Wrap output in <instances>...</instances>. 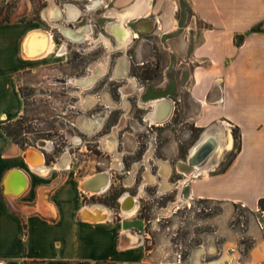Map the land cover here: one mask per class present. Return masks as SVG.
Segmentation results:
<instances>
[{"label": "crops", "instance_id": "0c3cea01", "mask_svg": "<svg viewBox=\"0 0 264 264\" xmlns=\"http://www.w3.org/2000/svg\"><path fill=\"white\" fill-rule=\"evenodd\" d=\"M147 1L151 10L137 17L128 16L126 10L136 0H97V7L89 8L86 4L83 9L72 3L54 2L61 15L53 20L47 21L41 13L42 22H0V264H164L161 252L146 249L139 230L127 220L129 215L121 214V209L110 213L109 207L83 201L84 177L71 167H56L54 160L47 163L49 142L43 140L44 145L22 147L1 129L2 124L15 121L27 111L20 90L24 76L38 73L46 77L49 67L56 69L61 64H70L67 61L74 47L87 60L79 65L78 76L65 75L64 80L86 93L72 102L85 115L70 117V125L85 137L94 136L99 148L107 153L118 151L119 146L118 155L136 151L137 132L143 127L137 123L139 118L147 126L160 125L166 130L182 122L203 130L210 124L220 123L229 131L231 139L224 151L233 146L231 127L239 128L240 150L231 162L219 167L223 151L209 171L188 179L180 173L184 178L170 182L175 172L170 160L179 151L171 134L161 148L160 160L154 154L156 144L151 137L140 157L129 166L117 161V165H102L103 171L109 174L113 170L122 171L128 184L135 182L139 174L142 185L170 183L176 190L184 181L173 206L181 199L184 202L205 199L223 203L227 219L232 216L235 204L263 217L257 201L264 196V0ZM182 5L191 9L194 18L209 26L181 27V17L165 18L161 13L169 6L172 12ZM120 18H123V27L132 34L129 43L124 45L118 42L120 32L112 30V24L119 26ZM99 19L101 24L97 27L95 23ZM52 22L80 27L86 33L83 41L67 36ZM41 31L45 32L44 37ZM143 32L150 36L149 42H143ZM237 35L243 36L239 44L235 42ZM44 40L47 45L43 46ZM153 40L156 44L166 40L160 46V50H166V57H186L188 75L176 92L168 90L174 87V78L170 75L139 80L131 74L128 49L133 43L135 60L143 62L144 54L153 49ZM98 47L101 52L91 56ZM111 81L117 87V101L109 92ZM131 99L134 115L128 107ZM177 103L176 123L173 116ZM113 110H117V117L110 121ZM148 115H158L162 120L148 121ZM69 142L80 147L84 143L72 133ZM29 148L41 153L42 160L30 162ZM20 184L21 190L17 192ZM87 207H104L106 217L100 219L92 212L86 214ZM246 234L253 244L237 263L264 264V236L255 218L248 221ZM199 254L197 257L194 254L193 262L199 259Z\"/></svg>", "mask_w": 264, "mask_h": 264}, {"label": "rangeland", "instance_id": "374dc122", "mask_svg": "<svg viewBox=\"0 0 264 264\" xmlns=\"http://www.w3.org/2000/svg\"><path fill=\"white\" fill-rule=\"evenodd\" d=\"M51 2L52 0H0V22L33 20L42 22L40 15L41 13L43 15L44 10ZM54 2L59 5L62 3L76 4L81 9L89 3L88 0H53V4ZM182 6L178 9H172V12H170L169 6L163 9L161 13L165 18L170 17V15L181 17L183 22L181 27L187 28L194 24L201 28L209 26L198 18H194V13L190 8ZM98 12L99 10L96 11V13ZM95 24L97 27L100 26L101 20H97ZM131 25L133 26L132 23ZM180 29L182 30V28ZM55 36L57 37L56 34ZM149 37L146 32H143V42H149ZM153 41V49L144 54L143 62L135 60L133 56L134 44L132 43L128 49L131 74L136 75L139 80L154 75H158V77L170 75L174 78V87L168 90L176 92L180 89L178 85L186 82L189 71L186 66V57H166L164 55L166 50H160L161 42L166 43V40H159L158 44L155 43V40ZM80 52V49L72 48L67 61L70 64H61L56 69L49 67L45 72L46 77L38 73H30L24 76L20 90L25 98L27 111L22 116L21 126L24 127V130L19 138L33 147L37 146L39 140L49 142L51 149L46 152V155L48 158H53L55 163L63 153H67L71 160L69 167L84 178L103 171L102 165L108 163L114 165L117 161H121L123 165L129 166L132 160L140 157L145 149L147 139L151 137L156 144L154 154L158 160L162 158L163 151L161 148L167 142L166 138L171 136L177 141L179 151L170 162L175 166L179 159H185L189 149L199 139L203 129L195 128L189 122L177 123L179 118L177 115L178 103L173 116V122H176L177 125H170L168 130L160 125L147 126L140 121V118L137 120V123L142 124L143 127L137 132L138 148L131 153L118 155V152H121L120 146L118 151L107 153L99 148L97 142L94 141V136L85 137L81 132L71 127L70 117L85 115L84 111L72 106V102L75 101L76 97L85 96L86 93L81 92L75 86L66 84L64 79L65 75H79L77 72V69H80L79 65H84L87 60ZM100 52L101 48L98 47L90 55L95 56ZM109 92L112 99L117 101V87L112 81L109 84ZM129 106L132 115H134V101L132 99L131 105L128 104ZM116 117L117 110H113L110 121L115 120ZM70 133L84 142L81 147L70 144ZM170 134L171 136H169ZM236 148L237 141L233 138L232 149L223 150L220 168L224 167L232 154L235 153ZM152 171L154 172V167ZM174 171L170 182L184 178L177 171L176 166ZM108 175L107 187L101 192H94L89 196L84 195L85 200L88 203L92 202L109 207V212L112 213L111 210H120L118 199L124 194L128 193L135 197L134 212L127 216V220L139 230L146 249L161 252L164 264H192L194 263L192 258L194 254L197 257L199 250L201 252L198 264H237V261L243 259L253 244V240L246 234L248 221L253 218L257 224L258 221L263 224V229L259 228L264 236V219L257 214L258 212H250L239 204L234 206L232 216L227 219L224 204L218 201L195 199L184 202L181 199L177 206H173L175 197L179 195L182 188V183L179 190L173 189L170 183L165 184L166 189H161V183L142 185L139 174L135 182L131 184H128L126 175L122 171L113 170ZM103 209L105 210L104 207ZM124 212V209L123 211L120 210L121 214ZM210 247L213 248L211 252L209 251Z\"/></svg>", "mask_w": 264, "mask_h": 264}, {"label": "bare ground", "instance_id": "6f19581e", "mask_svg": "<svg viewBox=\"0 0 264 264\" xmlns=\"http://www.w3.org/2000/svg\"><path fill=\"white\" fill-rule=\"evenodd\" d=\"M53 1V0H52ZM91 1L89 4H87L90 8L93 7V5L96 6V4L98 3L97 0H89ZM98 6V5H97ZM96 6V7H97ZM68 7H72L71 5H69ZM128 7V6H127ZM95 8V7H94ZM123 9V8H122ZM125 9V8H124ZM127 10V15L128 16H134L137 15L139 16V14H143L145 11L148 10V1L147 0H136L135 3H133L130 7L126 8ZM114 11V10H113ZM118 11V10H117ZM124 11V10H123ZM109 14V13H108ZM61 15V10L54 5L52 2L49 4V6L44 10L43 12V17L48 20H53L55 18H59ZM126 15V16H127ZM148 15V14H147ZM170 15V14H169ZM120 17H122L120 15ZM124 17V15H123ZM169 18V17H168ZM123 18H120L119 26H117V24H112V30L117 33L120 32V35H118V42L119 44H126L129 43L128 41L131 40L130 38L132 37V34L130 32L129 29L124 28L123 27ZM126 19V17L124 18ZM58 20V19H57ZM141 20V19H140ZM76 21V20H75ZM148 21V20H147ZM52 24L57 25L56 22H52ZM61 31L66 34L67 36L71 37L72 39H75L77 41H83V38L85 37V32L83 29H79V28H71L68 26H60L57 25ZM90 26V25H89ZM88 27V26H87ZM91 27V26H90ZM139 29V28H138ZM146 29V28H145ZM151 29V28H150ZM167 29V28H166ZM92 30V29H91ZM37 31V29H36ZM40 31V30H39ZM31 32V31H30ZM91 32V31H90ZM148 32V31H147ZM42 33V37H44L45 32H40ZM32 34V33H31ZM35 34V33H34ZM37 34V33H36ZM92 33H90L91 35ZM30 35V34H29ZM38 35V34H37ZM48 37V36H46ZM87 37V36H86ZM41 38V37H40ZM31 39H33V37H31ZM88 39V38H87ZM98 39V38H97ZM103 39V38H102ZM107 39V38H105ZM34 40H38L37 37L35 36ZM41 40V39H40ZM51 40V39H50ZM108 40V39H107ZM29 41V40H28ZM42 41V40H41ZM48 41V40H47ZM52 41V40H51ZM106 41V40H105ZM50 42V41H49ZM29 43V42H28ZM36 43V42H35ZM37 43H39L37 41ZM42 43V42H41ZM108 43V42H106ZM105 43V44H106ZM27 44V43H26ZM31 44V43H30ZM30 44H28V47L30 48ZM34 46H36L37 44H34ZM40 46V43L38 44ZM47 45L46 44V40L43 41V46ZM110 44H107V46H109ZM120 45V46H121ZM43 46H41L43 48ZM49 46V45H48ZM118 46V45H117ZM39 47V48H41ZM110 47V46H109ZM119 47V46H118ZM124 47V46H123ZM41 48V49H42ZM120 48V47H119ZM47 49V48H46ZM30 51V49H28ZM33 50V49H32ZM42 51V50H41ZM48 50H46L47 52ZM45 52V53H46ZM37 53L40 54V52L38 51ZM48 53V52H47ZM50 53V52H49ZM29 54V53H28ZM34 54V53H32ZM44 54V53H43ZM42 54V55H43ZM30 56V55H29ZM35 56V55H34ZM41 56V55H40ZM107 56V55H106ZM33 57V56H32ZM39 57V56H38ZM108 57V56H107ZM108 61V60H107ZM100 64V63H99ZM125 64V63H123ZM106 65V63H105ZM119 67V66H118ZM93 68V67H92ZM95 68V67H94ZM99 68V67H98ZM125 68V66H124ZM100 70V69H99ZM93 72V71H92ZM121 74V71H119ZM91 73V72H90ZM89 73V74H90ZM123 73V72H122ZM97 74V73H96ZM119 74V73H118ZM124 74V73H123ZM122 74V75H123ZM91 75V74H90ZM95 75V74H94ZM99 75V74H98ZM101 75V74H100ZM97 76V75H96ZM95 77V76H94ZM117 77V76H116ZM86 79V78H85ZM91 79V78H89ZM81 80V79H80ZM80 83V81H78ZM85 82V80H84ZM74 83V82H72ZM78 83V84H79ZM86 83V82H85ZM91 83V82H90ZM82 84V83H81ZM83 86V85H82ZM89 86V85H88ZM133 89V88H132ZM124 91V90H123ZM127 92V91H125ZM124 92V94H125ZM123 94V93H122ZM126 95V94H125ZM91 97V96H90ZM90 98H88L89 100ZM94 99V98H93ZM87 100V99H85ZM92 101V99L90 100ZM152 102V101H151ZM161 104V103H160ZM159 104V105H160ZM91 107V106H90ZM155 107V106H154ZM86 108V107H85ZM155 109V108H154ZM154 111V110H153ZM160 111V110H159ZM148 121H157L160 117L158 115H148ZM168 117V115L166 116ZM162 120V118H160ZM146 120V119H145ZM146 120V121H147ZM162 122V121H161ZM87 125V124H86ZM88 128V127H87ZM89 129V128H88ZM114 142V141H113ZM129 143V141H128ZM111 144V143H110ZM231 144V139H230V133L229 131H227L223 126H221L220 123H213L208 125L203 132L201 133L199 139L195 142V144L189 149V152L186 156V158L184 160L179 159L176 163V169L179 173L183 174L185 178H189L190 176H196L199 175L201 173H205L207 171H209V169H211V167L213 166L214 161L216 160V157L218 156L219 153H221L225 148L229 147ZM106 147H108V145H104ZM105 147V148H106ZM111 148V147H110ZM32 149V148H30ZM132 149V148H131ZM110 150V149H109ZM112 151V150H111ZM28 160L30 162L32 161H41L42 160V154L37 152L36 150H33L29 157ZM70 157L67 153H63L60 158L58 159V161L56 162V167L58 168H68L69 164H70ZM117 165V163H116ZM166 170V169H165ZM148 178V177H147ZM130 179V178H129ZM149 179V178H148ZM152 180V178H150ZM145 181H149V180H145ZM109 182V177H108V173L105 171H100V172H96L91 174L90 176L84 178L82 180V184L81 187H85L88 188L94 192H101L103 191ZM146 182V183H147ZM184 181H182L183 183ZM152 183V182H151ZM154 183V182H153ZM24 186V185H23ZM22 185L20 184V187L16 190L17 192H19L21 190ZM161 189H166L167 186L165 185V183L160 184ZM169 187V186H168ZM121 202L123 203V208L125 210L124 214L125 215H131L134 212V208L136 206V199L135 197H133L130 194H124L123 197L120 200V204ZM94 213L97 218H104L106 217V213L104 214L103 209L97 208V207H87L85 209V213ZM213 250L212 247L209 248V251L211 252ZM201 252V250H199L197 252V255ZM263 255V254H262ZM262 257V256H260ZM192 264H198V261L196 260L194 263ZM239 264V263H237Z\"/></svg>", "mask_w": 264, "mask_h": 264}, {"label": "trees", "instance_id": "16d2710c", "mask_svg": "<svg viewBox=\"0 0 264 264\" xmlns=\"http://www.w3.org/2000/svg\"><path fill=\"white\" fill-rule=\"evenodd\" d=\"M242 39H243L242 35L235 36V42L237 44H239L242 41ZM22 118L23 117L21 116L20 118L16 119L13 122L2 124L1 129L13 142L19 144L22 147H25L30 144H28L27 142L19 138L21 132L24 130V127L21 126ZM232 135H233L234 140L237 141V148H236L235 153L232 154L231 158L228 160V162L225 165L229 164L231 160L233 159V157L236 155V153L240 150V134H239V128L237 126H234L232 128ZM53 160H54L53 158H48V156H46L47 163ZM83 201H86L85 198H83ZM257 207L260 213L264 211V196L258 199Z\"/></svg>", "mask_w": 264, "mask_h": 264}, {"label": "built area", "instance_id": "2783aa9c", "mask_svg": "<svg viewBox=\"0 0 264 264\" xmlns=\"http://www.w3.org/2000/svg\"><path fill=\"white\" fill-rule=\"evenodd\" d=\"M82 192H83V196L84 195H86V196H89V194H92V193H94L93 191H88V190H85V189H83L82 188ZM120 209H121V207H120ZM121 211H123V209H121ZM262 214H263V219H264V211L262 212ZM258 224H259V227L261 228V229H263V224L260 222V221H258Z\"/></svg>", "mask_w": 264, "mask_h": 264}, {"label": "water", "instance_id": "95a60500", "mask_svg": "<svg viewBox=\"0 0 264 264\" xmlns=\"http://www.w3.org/2000/svg\"><path fill=\"white\" fill-rule=\"evenodd\" d=\"M38 145H44V141L43 140H40L39 141V143H38ZM34 149L32 148V149H28L27 151H28V154H30L32 151H33ZM109 177V176H108ZM83 189H85V190H88V191H92V190H90V189H88V188H85V187H82ZM94 192V191H93ZM120 207H121V209H124L123 208V203L121 202V204H120Z\"/></svg>", "mask_w": 264, "mask_h": 264}, {"label": "flooded vegetation", "instance_id": "af4514ba", "mask_svg": "<svg viewBox=\"0 0 264 264\" xmlns=\"http://www.w3.org/2000/svg\"><path fill=\"white\" fill-rule=\"evenodd\" d=\"M88 2L90 3L91 1L88 0ZM89 3H87V4H89ZM181 160H184V159H181ZM122 197H123V196H122ZM122 197H121V198H122ZM120 200H121V199H120Z\"/></svg>", "mask_w": 264, "mask_h": 264}]
</instances>
